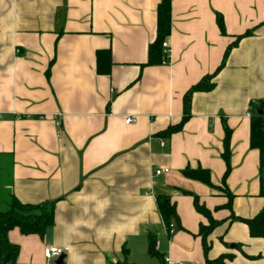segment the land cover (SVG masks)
I'll return each mask as SVG.
<instances>
[{
	"label": "crops",
	"instance_id": "1",
	"mask_svg": "<svg viewBox=\"0 0 264 264\" xmlns=\"http://www.w3.org/2000/svg\"><path fill=\"white\" fill-rule=\"evenodd\" d=\"M159 2L0 0L3 201L54 202V224L42 237L8 232L19 246L15 264H44L49 246L64 250V264H159L149 234L172 264H205L198 230L208 221L193 195L220 222L208 237L210 260L229 254L226 264H264V239L231 220L264 206V154L250 147L247 115L254 101L264 110V0H172L168 62L147 65ZM105 49L110 70L98 74L95 53ZM213 73V88L192 94L182 128L157 136L180 121L186 91ZM186 167L209 170L217 187L183 176ZM158 194L175 205L172 232Z\"/></svg>",
	"mask_w": 264,
	"mask_h": 264
},
{
	"label": "trees",
	"instance_id": "2",
	"mask_svg": "<svg viewBox=\"0 0 264 264\" xmlns=\"http://www.w3.org/2000/svg\"><path fill=\"white\" fill-rule=\"evenodd\" d=\"M171 1L160 0L156 9V36L149 44L147 51V65L166 64L165 55L162 48V42L167 39L171 31ZM216 23L221 34L225 35V27L221 15H216ZM246 32L236 37L225 49L223 59L216 72L224 65L225 59L230 49L237 44V41L246 35ZM96 57V71L98 74H107L110 70L111 60L109 50H97ZM215 72V73H216ZM205 75L201 80L192 85L183 96V113L180 121L175 125L168 126L165 130L158 132L157 136L169 137L172 133L179 131L183 124L190 117V99L193 93L200 91H209L213 88L214 83L212 78L214 74ZM250 111V147L259 150L260 155L264 154V122L262 120L263 107L260 104L252 105ZM229 138L230 130L224 123V137H223V152L222 158L226 164V169L222 177L223 190L226 192L229 202L232 200V195L226 190L225 179L229 173ZM182 175L199 182H202L210 187L214 186L210 180L209 170L201 167L190 168L186 167L181 171ZM189 193V192H185ZM260 194L264 198V184H261ZM156 203L160 216L168 227L172 220H177L175 212V205L166 195L158 194L156 196ZM193 204L195 210L207 219V224H200L198 236L202 241V247L205 257V264H226L225 260L229 259L231 255H222L214 260H210L207 253L210 249L208 237L213 229L220 223L215 220L211 212L199 202L197 196L193 195ZM7 207L0 211V264H15L19 252V246L11 243L8 240L7 234L12 229H18L23 235L36 234L42 237L46 230L54 224V202H43L38 204H24L11 196L6 204ZM231 220H239L245 223L251 237H260L264 239V206L263 208L250 219H239L231 215ZM147 250L150 256L157 258L159 264H164V256L156 248V238L149 234L147 237ZM126 252V251H125ZM124 264H128L127 262Z\"/></svg>",
	"mask_w": 264,
	"mask_h": 264
},
{
	"label": "built area",
	"instance_id": "3",
	"mask_svg": "<svg viewBox=\"0 0 264 264\" xmlns=\"http://www.w3.org/2000/svg\"><path fill=\"white\" fill-rule=\"evenodd\" d=\"M169 43L167 41V39H165L163 42H162V48L164 50V54H165V61L168 62V59H169ZM253 104L252 105H257L259 106V102L257 101H254L252 102ZM250 111L248 112V116L250 118ZM262 120L264 122V110H262ZM134 122V119L131 118V117H128L126 118L125 120V123L126 124H130V123H133ZM56 125L59 126L60 125V122L57 121L56 122ZM154 174L155 175H160V174H163V173H166L168 172V168H155L153 170ZM172 224H169L168 225V231L169 232H172ZM63 249L62 248H59V247H55V246H49V247H46L44 250H43V257L46 261H49L51 259H57L59 256H61L63 254ZM45 264V263H44ZM164 264H172V262L170 261V259L167 257V256H164Z\"/></svg>",
	"mask_w": 264,
	"mask_h": 264
},
{
	"label": "rangeland",
	"instance_id": "4",
	"mask_svg": "<svg viewBox=\"0 0 264 264\" xmlns=\"http://www.w3.org/2000/svg\"><path fill=\"white\" fill-rule=\"evenodd\" d=\"M9 180V171L7 168L5 169H0V211L5 209L7 207L6 204H4V197H3V186L8 183ZM7 196V195H6ZM10 199V198H9ZM55 259H51L48 261L45 260V264H55Z\"/></svg>",
	"mask_w": 264,
	"mask_h": 264
},
{
	"label": "water",
	"instance_id": "5",
	"mask_svg": "<svg viewBox=\"0 0 264 264\" xmlns=\"http://www.w3.org/2000/svg\"><path fill=\"white\" fill-rule=\"evenodd\" d=\"M230 247H234V248H237V246L235 244H231ZM64 254H62L61 256H59L56 261H55V264H64Z\"/></svg>",
	"mask_w": 264,
	"mask_h": 264
}]
</instances>
